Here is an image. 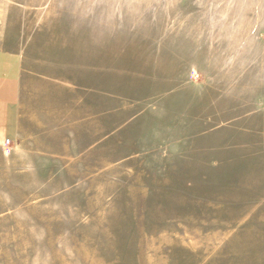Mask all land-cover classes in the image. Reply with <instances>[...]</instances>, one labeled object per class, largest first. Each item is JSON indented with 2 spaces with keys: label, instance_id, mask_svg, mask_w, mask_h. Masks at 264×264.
<instances>
[{
  "label": "rangeland",
  "instance_id": "1",
  "mask_svg": "<svg viewBox=\"0 0 264 264\" xmlns=\"http://www.w3.org/2000/svg\"><path fill=\"white\" fill-rule=\"evenodd\" d=\"M0 47V264H264V0H0Z\"/></svg>",
  "mask_w": 264,
  "mask_h": 264
},
{
  "label": "crops",
  "instance_id": "2",
  "mask_svg": "<svg viewBox=\"0 0 264 264\" xmlns=\"http://www.w3.org/2000/svg\"><path fill=\"white\" fill-rule=\"evenodd\" d=\"M22 60L19 54L0 47V148L19 138L22 124Z\"/></svg>",
  "mask_w": 264,
  "mask_h": 264
},
{
  "label": "built area",
  "instance_id": "3",
  "mask_svg": "<svg viewBox=\"0 0 264 264\" xmlns=\"http://www.w3.org/2000/svg\"><path fill=\"white\" fill-rule=\"evenodd\" d=\"M5 144H6V146L9 147V146H11L13 144V141H11V140L8 139V140H6V143Z\"/></svg>",
  "mask_w": 264,
  "mask_h": 264
}]
</instances>
